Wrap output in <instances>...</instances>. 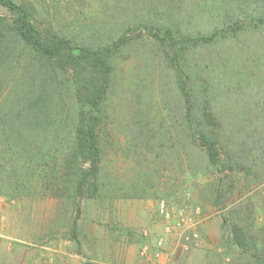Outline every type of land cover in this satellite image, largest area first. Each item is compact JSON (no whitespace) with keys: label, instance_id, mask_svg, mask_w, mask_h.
<instances>
[{"label":"rangeland","instance_id":"obj_1","mask_svg":"<svg viewBox=\"0 0 264 264\" xmlns=\"http://www.w3.org/2000/svg\"><path fill=\"white\" fill-rule=\"evenodd\" d=\"M28 1L35 6L36 16L45 21L48 0ZM210 2L184 0L181 11L192 12L187 24L192 31L215 28L216 17L224 6L229 8L221 0ZM112 3L94 0L81 25L88 26L96 12ZM242 8L252 12L258 6ZM209 12L214 13V22L201 17ZM4 14L0 7V15ZM50 14L49 20L56 18L53 10ZM238 28V34L223 42L187 52L183 66L185 77L198 80L205 76L210 81L213 115L215 110L233 122L237 121L236 108L249 110L252 120L256 105L264 106V27L250 29L247 22H240ZM152 52L135 45L120 62L116 90L106 106L97 198L76 203L51 197L36 186L12 193L9 183L4 185L0 179V264H154L156 260L162 264H244L242 251L222 225L224 218L231 219L234 208L250 211L242 215L241 225L257 249L264 250L261 168L255 165V177L239 171L221 173L209 164L198 142L184 134H170L172 117L183 112L184 103L173 69ZM142 110L151 117L142 123L154 129V141L139 161L131 150L130 136L138 124L136 111ZM160 199L173 207H188L199 235L188 250L176 248L179 227L164 233L156 214ZM158 238H163L160 250L155 247ZM143 246L149 248L144 259L140 257Z\"/></svg>","mask_w":264,"mask_h":264},{"label":"trees","instance_id":"obj_2","mask_svg":"<svg viewBox=\"0 0 264 264\" xmlns=\"http://www.w3.org/2000/svg\"><path fill=\"white\" fill-rule=\"evenodd\" d=\"M93 1L48 0L43 21L28 0H0L5 10L0 15L2 183H9L12 193L36 186L76 203L97 198L106 106L116 90L120 62L135 45L150 48L174 71L184 109L172 117L170 134L198 142L221 173L239 171L250 177L258 165L263 178L264 106L256 105L252 120L243 106L236 108L234 122L215 110L213 115L210 81L185 77L183 66L187 52L238 34L240 22L250 29L264 27V0H221L229 8L224 6L216 17V27L196 32L187 25L192 12L181 11L184 0H112L111 7L83 26ZM242 5L261 10L248 12ZM52 10L56 18L49 20ZM201 17L214 22V13ZM144 112L136 111L138 124L130 136L139 161L154 141V129L142 123L151 119ZM249 213L234 208L222 225L242 251L244 264H264V250L257 249L241 225L242 215Z\"/></svg>","mask_w":264,"mask_h":264},{"label":"built area","instance_id":"obj_3","mask_svg":"<svg viewBox=\"0 0 264 264\" xmlns=\"http://www.w3.org/2000/svg\"><path fill=\"white\" fill-rule=\"evenodd\" d=\"M187 206H180L179 208L173 207L165 200L160 199L156 203V214L159 220L163 222V231L164 233H170L174 226H177L181 229V234L179 238V243L176 245L178 250H188L189 246L193 243H196L199 240L198 232L196 231V222L187 214ZM196 213L199 214V209H196ZM163 245V238H158L155 242L156 249L160 250ZM149 250L147 246L141 248L140 257L145 258L146 251ZM157 257V255H156ZM154 264L159 263L158 260ZM165 264H177L175 261H170Z\"/></svg>","mask_w":264,"mask_h":264}]
</instances>
